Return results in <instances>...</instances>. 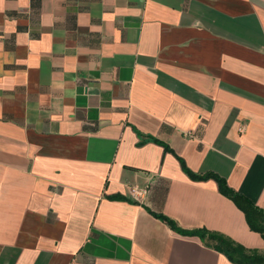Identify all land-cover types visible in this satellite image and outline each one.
I'll use <instances>...</instances> for the list:
<instances>
[{
  "label": "crops",
  "instance_id": "0c3cea01",
  "mask_svg": "<svg viewBox=\"0 0 264 264\" xmlns=\"http://www.w3.org/2000/svg\"><path fill=\"white\" fill-rule=\"evenodd\" d=\"M264 0H0V264L264 253Z\"/></svg>",
  "mask_w": 264,
  "mask_h": 264
},
{
  "label": "trees",
  "instance_id": "16d2710c",
  "mask_svg": "<svg viewBox=\"0 0 264 264\" xmlns=\"http://www.w3.org/2000/svg\"><path fill=\"white\" fill-rule=\"evenodd\" d=\"M182 166L192 177L204 178L213 177L218 182V187L222 193L229 196L240 207L244 214L249 227L258 231L264 238V209L255 205L249 198L230 188L226 181L213 172L196 173L188 169L183 160ZM162 217L173 229L184 234H198L215 248L224 252L232 261L240 264H264V253L248 251L243 245L233 242L232 240L214 232L205 229H184L175 224V222L164 216Z\"/></svg>",
  "mask_w": 264,
  "mask_h": 264
}]
</instances>
